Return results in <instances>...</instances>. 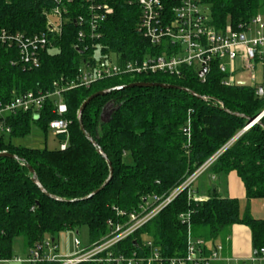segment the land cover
Listing matches in <instances>:
<instances>
[{
	"label": "trees",
	"instance_id": "trees-1",
	"mask_svg": "<svg viewBox=\"0 0 264 264\" xmlns=\"http://www.w3.org/2000/svg\"><path fill=\"white\" fill-rule=\"evenodd\" d=\"M130 1L98 0L112 12L97 29L100 37L91 40L87 0H0V29L26 34L45 32L47 12L57 7L64 18L61 32L52 36L53 47L42 51L38 68L13 64V49L0 45V101H8L14 92L50 89L62 76L74 78L85 61L112 54L120 60L160 54L161 47L150 43L138 30L142 7L138 1ZM162 1L167 9L176 2ZM202 2L209 10V22L218 30L227 24L248 22L261 9L264 11V0ZM81 30L88 35L84 39L79 37ZM226 76L227 72L215 62L205 80L195 69L185 68L181 74H124L69 89L64 93L66 117L71 120L66 149L30 147L13 141L29 135L33 124L44 132L51 129V121L58 117L52 100L37 117L31 113L11 115L8 120L12 131L8 139L6 135L0 137V151L15 154L18 159L0 157V261L13 258L14 242L19 237L33 248L48 235L55 241L61 231L82 225L88 226L92 244L110 231L109 220L124 221L153 196L168 195L214 156L205 171L210 170L216 177L235 172L240 177L246 196L243 213L239 198L222 197L216 187L207 199L199 201L190 198L187 187L113 250L128 255L136 252L143 257L159 251L160 258L153 264H168L171 257L187 252L189 224L180 215L189 213L192 235L206 241L205 256L235 224L250 228L253 250L260 254L264 248V217L252 214L251 200L264 202V115L243 131L247 118L226 109L249 117L263 112L264 80L258 85H226ZM134 82L169 83L189 88L206 99L160 86L113 90L91 100L83 113L86 133L81 130L78 110L89 96ZM109 110L106 119L103 114ZM86 134L104 150L114 168L109 183L91 197L107 180L110 170ZM58 136L61 141L66 139L65 135ZM27 164L53 196L33 181ZM121 210L126 214H119Z\"/></svg>",
	"mask_w": 264,
	"mask_h": 264
},
{
	"label": "built area",
	"instance_id": "built-area-1",
	"mask_svg": "<svg viewBox=\"0 0 264 264\" xmlns=\"http://www.w3.org/2000/svg\"><path fill=\"white\" fill-rule=\"evenodd\" d=\"M138 1L142 7V14L138 30L152 43L160 46V54L147 53L142 59L134 58L120 60L115 56L96 58L94 61H85L74 78L62 76L53 81V86L46 90H29L13 93L8 101H0V137L9 135L12 126L9 117L18 113H31L39 116L42 109L50 100L53 101V112L57 114L50 123V128L56 136L65 135L60 148L68 145L71 120L66 117L68 105L64 100V93L77 86H89L98 80L121 76L124 74H145L166 72L181 74L185 68H193L198 73L207 69L204 76L210 71L213 63L219 64L227 72L223 82L226 85L234 83L255 82L258 64H264V12H258L248 22L238 26H227L218 30L211 25L210 17L206 14L207 8L202 0H176L171 9H167L162 0H131ZM90 3V39L100 37L97 29L104 21L112 8L98 0H87ZM64 18L61 8L57 7L47 12V30L42 33L26 34L22 31L0 29V45L13 49V64H21L24 69H34L41 65V53L53 47V35L61 32ZM84 22V17H80ZM249 34H252L249 37ZM88 35L84 30L79 32L81 39ZM13 54V52H12ZM242 62L241 69L237 68L236 60ZM228 62L231 70H228ZM240 73V79L233 76ZM243 74H246L245 76ZM200 75V74H199ZM245 78L246 80H243ZM210 158L195 173H193L180 187L172 190L163 197L153 196L147 204L133 211L124 221L109 220L110 231L100 240L81 247V240L75 238L76 250L68 256L47 252L46 248L57 251L58 246L54 239L42 241L38 246L31 248L29 258L25 261L30 264H78L81 262H95L97 264H153L160 258L159 251H154L150 257L116 253L113 249L121 241L129 238L144 224L154 218L164 207L170 204L185 188H189V196L195 201L202 200L196 195L192 184L213 162ZM119 214H126L119 211ZM184 223L189 224L187 252L183 256L171 257L168 264H208L211 260L221 258L222 244L211 248L210 254L205 256L203 248L206 241L200 237H193L191 232L190 214L180 215ZM148 245H152L148 241ZM21 260V259H19ZM23 261V260H22ZM249 264H264V248L260 254H255Z\"/></svg>",
	"mask_w": 264,
	"mask_h": 264
},
{
	"label": "rangeland",
	"instance_id": "rangeland-1",
	"mask_svg": "<svg viewBox=\"0 0 264 264\" xmlns=\"http://www.w3.org/2000/svg\"><path fill=\"white\" fill-rule=\"evenodd\" d=\"M205 12L209 17V10L207 9V11H205ZM261 12H264L263 9H261ZM251 36H252V34H249V37H251ZM112 58L115 60L114 54H112ZM227 65H228V67H227L228 70H231V66H230L229 62ZM236 65H237V68L241 69L242 62L240 59L236 60ZM256 74H257V79L255 82L248 81L245 78H243V80H246L247 83L254 84V85L261 84L264 80V65L261 62L258 64ZM243 75L245 76L246 74H243ZM233 76H235L237 79L241 78L240 73L235 72V74ZM109 112H110V110L105 115L106 119L109 117ZM8 137L9 136L7 134L6 139H8ZM13 141L15 144L27 145L30 147H44L45 145H47L51 149L59 148L60 143H61L60 137L56 136L54 134V131L49 129L47 132H44L41 129H39V127L35 124H33L32 131L29 135H27L26 137L15 138V139H13ZM211 183H213L215 185V187H217L220 191L224 190V192H225L229 188L228 179L224 178V175H220L219 177L218 176L216 177L214 174H212V172L210 170H207V171L201 173L196 178V180L192 184V189H194L198 195H202L201 191H203V190L206 191L208 189H211L213 192V186L210 185ZM240 184L241 183H239L238 181L233 184L235 186V188L238 190V192H236L237 197H238V195H242L243 190H244L242 185H240ZM237 185H239L238 186L239 188H237ZM241 197L242 196H240V198L239 197L238 198L240 199V202H241V213H243L245 206H246V202ZM251 212L255 217L263 218L264 217V202H263V200H257L256 205L255 204L253 205ZM225 233L226 234L223 235L222 237H220L219 239L221 241L226 242V240H225L226 237H229V236H230V238L232 237L231 228H230V230L228 229L227 232H225ZM76 237L81 240V243H82L81 247L88 246L91 243L88 226L82 225L78 228L61 231L55 239L56 245L58 246V250L55 251L52 248H46L45 251H47V252L51 251L53 253L55 252V253H58L62 256L71 255L73 253V251L76 250V245L74 242ZM193 237H194V235H193ZM46 239L50 240V241L52 240L51 236H49V235L47 236ZM30 250H31V248L25 243L24 237H19L14 242L13 258L10 260H1L0 264H30L29 262L25 261L26 259L29 258ZM19 259H21V260H19ZM224 262L225 261H223L220 258L218 260H211L208 264H238V262L234 261V259H233V261L228 260L227 262H225V263Z\"/></svg>",
	"mask_w": 264,
	"mask_h": 264
},
{
	"label": "crops",
	"instance_id": "crops-1",
	"mask_svg": "<svg viewBox=\"0 0 264 264\" xmlns=\"http://www.w3.org/2000/svg\"><path fill=\"white\" fill-rule=\"evenodd\" d=\"M224 178L228 179L229 188L227 189V191L224 192V190L220 191L216 187L218 194L222 197H237L236 192H238V190L235 188L233 184L238 181L239 183H241L240 185H242L244 189L243 182L240 179V177L235 172H231L228 175L224 176ZM210 185L213 186V189L215 188V185L213 183H211ZM238 186L239 185H237V188H239ZM201 193L202 195H198L197 193L196 195L201 199H207L209 195L212 194V190L211 189H208L206 191L203 190L201 191ZM240 196H242L241 198L246 202L245 189L243 190L242 195H238L239 198ZM257 200H262V199L251 200V209L254 204L256 205ZM231 235H232L231 238L230 236L226 237L225 239L226 242L221 241L220 239L216 240L215 242L216 244L223 245V250L221 252V259L225 262H227L228 260L233 261L234 259V261H237L238 264H249L251 257L255 255V251L253 250V246H252V237H251L250 228L243 224H235L231 227Z\"/></svg>",
	"mask_w": 264,
	"mask_h": 264
},
{
	"label": "water",
	"instance_id": "water-1",
	"mask_svg": "<svg viewBox=\"0 0 264 264\" xmlns=\"http://www.w3.org/2000/svg\"><path fill=\"white\" fill-rule=\"evenodd\" d=\"M207 72V69H203L202 71H200V76H204L205 73ZM135 86H138V87H154V86H160V87H164V88H178V89H182V90H185V91H188V92H191L194 96L198 97V98H201V99H206L205 96H202L198 93H196L195 91L189 89V88H185V87H181V86H177V85H173V84H169V83H158V82H134V83H130V84H124V85H119V86H116V87H113V88H108V89H104V90H100L94 94H92L91 96H89L81 105L80 109L78 110V120H79V123H80V126H81V130L83 132L86 133L85 131V126L83 124V113H84V110L85 108L87 107V105L91 102V100H93L95 97L97 96H101V95H106V94H109L110 92H112L113 90L114 91H120V90H124L128 87H135ZM226 111L234 114V115H238V116H243L245 118H247V124H246V127L244 128L243 131L247 130L248 128H250L253 124L257 123L260 121V118L264 115V111L261 112L260 114L256 115V116H253V117H249L245 114H242V113H239V112H233V111H230L229 109H226ZM105 113L103 114V117L105 118ZM242 131V132H243ZM88 139L94 144V146L97 148V152L107 160L108 162V165H109V177L107 178V180L104 182V184L98 188L97 190H95L91 195L93 196L94 194L98 193L101 189L104 188V186H106L109 181L111 180L112 176H113V171H114V168H113V165H112V162L111 160L108 158V156L106 155V153L104 152V150L98 145V143L89 135V134H86ZM0 157H13V158H16L18 159V156L15 155V154H12L8 151H0ZM27 167L29 168L30 172L33 174V181L39 186V188L46 194H48L49 196H53L51 195L47 189L42 185V183L40 182L39 178L37 177V174L34 170V168L27 164Z\"/></svg>",
	"mask_w": 264,
	"mask_h": 264
}]
</instances>
